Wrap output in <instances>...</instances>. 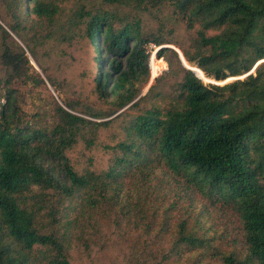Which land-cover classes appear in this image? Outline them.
Listing matches in <instances>:
<instances>
[{
  "label": "trees",
  "instance_id": "trees-1",
  "mask_svg": "<svg viewBox=\"0 0 264 264\" xmlns=\"http://www.w3.org/2000/svg\"><path fill=\"white\" fill-rule=\"evenodd\" d=\"M93 1L0 0V264H72L71 246L81 239L87 246L102 228L132 242L129 264H264V0ZM167 5L194 33L192 50L173 44L202 76L161 46L171 42L153 39L168 66L156 82L166 73L178 79L168 95L156 83L142 93L149 38L139 17L120 10ZM76 37L94 46V93L109 112L77 113L62 100L54 101L50 125L41 112L28 118L16 83L47 80L59 94L37 47L72 45ZM228 77L240 78L220 82ZM133 108L105 171H75L66 151L79 139L92 146L112 120L103 117ZM162 167L167 175L159 177ZM195 196L239 217L232 248L199 233ZM140 231L152 236L153 253L134 234Z\"/></svg>",
  "mask_w": 264,
  "mask_h": 264
},
{
  "label": "rangeland",
  "instance_id": "rangeland-1",
  "mask_svg": "<svg viewBox=\"0 0 264 264\" xmlns=\"http://www.w3.org/2000/svg\"><path fill=\"white\" fill-rule=\"evenodd\" d=\"M93 4L94 6H100L101 2L100 0H94ZM72 5L73 1H70L67 2L66 6L71 7ZM120 13L140 18L143 35L149 38L146 46L150 50H153L155 46L159 47L155 45L153 39L172 43H163L161 46H174L173 43H176L190 50L193 49V31L186 29L168 5L162 6L159 10L121 8ZM103 43L102 39L99 38L100 48ZM28 56L35 70L41 73V68L36 60L30 54ZM94 56H96L94 46L90 41L78 37L74 39L72 45L66 42H57L44 47V49L37 47L39 63L46 68L47 73L55 80L59 94L54 91L53 86L47 80L44 85L38 87L16 83L19 90L23 92L20 100L23 105L22 108L27 114L26 116L29 118L34 115L32 116L34 120L37 117L36 112H41L44 122L50 125L54 120L52 115L54 101L61 102L62 100L73 104L77 113L92 110L106 115L109 112L110 105L97 98L94 93V74L97 73L98 67ZM159 59L162 58L156 56L153 61V68H156L155 66L160 62ZM162 60L165 62V68L161 73L168 71L166 60ZM161 73L157 75L154 72L152 80H150V75L148 84L144 87L142 93H145L151 84L156 83V90L169 94L174 81L178 78L166 75L168 74L166 73L162 78L160 77L159 82H156L155 78L159 77ZM197 73L202 76L201 71L197 70ZM4 75L5 69L0 64V79ZM233 78L228 77L225 81H230ZM203 81L207 83L210 80L205 79ZM2 100V91L0 90V101ZM146 105L147 103H142L140 106L145 107ZM40 108L47 110L48 113L43 114ZM119 112L120 110L102 118V120L110 118L112 120L107 125L100 127L98 137L92 146H86L84 141L79 139L73 147L66 151L69 162L75 171L82 173L86 168H92L96 172L105 171L113 154L110 146L115 145L123 138L124 124L136 114L137 110L133 108L122 115L114 117ZM162 172L166 174L163 167L156 170L159 177ZM57 198V194L52 192L48 196V199L54 204H57L55 203ZM134 198L135 196H133V200ZM183 202L185 204L189 203L185 200ZM190 209L199 221V233L214 244L219 245L220 249L228 250L232 248V240L241 237L239 217L231 210H226L222 206L210 205L205 198L200 196H195ZM46 210L44 209V211ZM134 234H139V242L142 243L144 250L148 249V253L155 251V245L152 243L154 240L151 235L142 231L134 232ZM132 245V242L122 238L121 233L116 229L105 230V228H102L97 235H94L93 241L87 240V246L83 244L82 239L77 240L71 246L69 251L70 261L72 264H129L134 253Z\"/></svg>",
  "mask_w": 264,
  "mask_h": 264
},
{
  "label": "built area",
  "instance_id": "built-area-1",
  "mask_svg": "<svg viewBox=\"0 0 264 264\" xmlns=\"http://www.w3.org/2000/svg\"><path fill=\"white\" fill-rule=\"evenodd\" d=\"M156 50H157L156 46L153 48V50H150V56H149V61H148L150 75H151L150 80L153 79V73L154 72L157 73V75H158L165 68V62L162 59H159L160 62L157 63V66H155L156 68H153V61H154V59H156Z\"/></svg>",
  "mask_w": 264,
  "mask_h": 264
},
{
  "label": "water",
  "instance_id": "water-1",
  "mask_svg": "<svg viewBox=\"0 0 264 264\" xmlns=\"http://www.w3.org/2000/svg\"><path fill=\"white\" fill-rule=\"evenodd\" d=\"M168 47H172L173 49H175V50L178 52L179 57H180V59H181L183 65H184L187 69L192 70L191 68H188V67L185 65V63H184V57H183L181 51H180L178 48H176V47H174V46H168ZM260 61H262V60H260ZM260 61H259V62H260ZM259 62H258V63H259ZM256 65H257V64L254 65V67L251 69V71H253V69L255 68ZM192 71H193V70H192ZM193 72L196 73L195 71H193ZM247 74H248V73H246V74H244V75H242V76H240V77L246 76ZM240 77H234V78H240ZM226 80H227V79H226ZM223 82H225V80H224Z\"/></svg>",
  "mask_w": 264,
  "mask_h": 264
},
{
  "label": "bare ground",
  "instance_id": "bare-ground-1",
  "mask_svg": "<svg viewBox=\"0 0 264 264\" xmlns=\"http://www.w3.org/2000/svg\"><path fill=\"white\" fill-rule=\"evenodd\" d=\"M184 63H185V60H184ZM186 64V63H185ZM188 68H191L192 69V67H190V66H188V65H186ZM193 71H195L196 72V74L199 76V74L197 73V70H199L198 68H195V70L194 69H192ZM200 71V70H199ZM200 77V76H199ZM201 78V77H200Z\"/></svg>",
  "mask_w": 264,
  "mask_h": 264
}]
</instances>
